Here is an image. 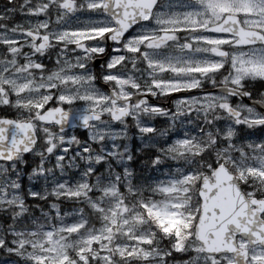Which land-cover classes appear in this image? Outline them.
<instances>
[{
    "label": "snow or ice",
    "instance_id": "6c2138e0",
    "mask_svg": "<svg viewBox=\"0 0 264 264\" xmlns=\"http://www.w3.org/2000/svg\"><path fill=\"white\" fill-rule=\"evenodd\" d=\"M0 264H264V0H0Z\"/></svg>",
    "mask_w": 264,
    "mask_h": 264
},
{
    "label": "trees",
    "instance_id": "16d2710c",
    "mask_svg": "<svg viewBox=\"0 0 264 264\" xmlns=\"http://www.w3.org/2000/svg\"><path fill=\"white\" fill-rule=\"evenodd\" d=\"M131 134H134V130L131 131ZM137 146H138V142L136 141V139L133 138L132 145H131V149L133 150V152Z\"/></svg>",
    "mask_w": 264,
    "mask_h": 264
},
{
    "label": "rangeland",
    "instance_id": "374dc122",
    "mask_svg": "<svg viewBox=\"0 0 264 264\" xmlns=\"http://www.w3.org/2000/svg\"><path fill=\"white\" fill-rule=\"evenodd\" d=\"M135 139V135L134 134H131L130 136V140H129V145H130V148H131V145H132V139ZM137 141V140H136ZM138 142V141H137Z\"/></svg>",
    "mask_w": 264,
    "mask_h": 264
}]
</instances>
